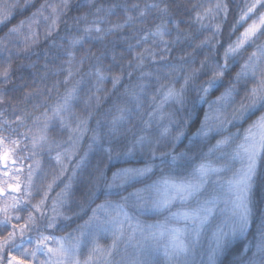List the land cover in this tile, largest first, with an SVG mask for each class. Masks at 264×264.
Returning a JSON list of instances; mask_svg holds the SVG:
<instances>
[{
  "label": "snow or ice",
  "instance_id": "6c2138e0",
  "mask_svg": "<svg viewBox=\"0 0 264 264\" xmlns=\"http://www.w3.org/2000/svg\"><path fill=\"white\" fill-rule=\"evenodd\" d=\"M29 3L30 0H25V6ZM68 4L69 0H60V4L46 2L30 17L10 28L6 36L0 38V51L8 53V61L13 57V50L6 42L10 37L14 38L15 55L19 57L21 53L27 54L38 43L41 19L48 24L45 35L51 36L58 27L60 17ZM258 5L264 6V0H254L249 4L240 22L250 18L249 14L254 13ZM18 6L19 0H10L9 3L0 6V23L10 19ZM132 7L139 9V5ZM150 8L159 9V5H145L143 10H139V17H144ZM48 10L50 14L45 15ZM159 10L165 13L168 11L167 6ZM222 10L226 11V6L217 0L214 5L205 8L203 14L197 13L196 19L200 22L206 16L214 18V12L218 13ZM99 11L100 9H97V12ZM125 11H128L127 7ZM136 19L137 17L129 14L125 24L135 23ZM115 27L123 28L124 25ZM93 30L97 33L102 31L94 24L92 27H85L84 32L90 35ZM165 34L161 26H158L157 31L150 35L163 40ZM262 35H264V13L245 28L236 42L228 46L224 53V64L217 63L211 68L210 78L197 89L198 93H203L200 96L201 100H204L217 82L226 76L229 59L237 55L246 44H254ZM143 39L146 41L149 35H144ZM83 40L84 37H80L72 40L71 43L75 46ZM69 55L73 54L69 52ZM137 56L139 63L142 64L143 55L138 53ZM10 72L9 62L0 71V83L10 82ZM198 72V69H192L190 73L185 74L183 83L179 87L176 86L178 81L161 84L151 96V111L146 113L148 119L145 120L141 116V126H135V130L124 126L130 122L133 114V108L128 106L132 100L135 101L134 107L137 112L141 109L140 96L133 93L131 100L113 105L108 113L111 116L107 123L108 131L105 133L93 130L92 143L88 145L89 152L95 150L101 154V160L93 170L92 187L99 189V186L103 185L106 189L102 193L105 199L92 208L89 218L78 226L76 229L78 235L68 233L65 237L56 238L43 234L38 219L47 218L44 207L49 193L53 185L68 171V164L77 156L79 141L88 131L87 121L91 116L89 114L88 118H77L75 127L70 121L65 120L64 113L70 111L72 102L77 98L76 89L70 90L53 110V117L59 119L61 126L70 132L68 147L57 151L55 156L56 163L60 166L59 172L53 175L51 182L43 191V196L36 204L30 203L32 190L35 188L31 166L26 181L23 182V189L21 182L15 186L11 184L8 186L11 193L20 195L10 193L12 203L0 208V213L3 214L0 227L7 229L10 225L12 229L0 240V264L5 262L6 249V264H28L24 258L31 257L35 260L38 253L46 257L40 264H223L221 257L225 255L233 241L237 238L247 240L255 215L254 189L258 181L264 184V178L258 175V169L264 161V113L249 124L242 134L237 132L218 140L216 144L208 146L207 152L201 148L198 154L189 155L192 149H188L185 153L174 154L175 142L184 135L182 127L187 125L188 120L185 119L181 129L173 135L171 125L174 123V113L168 111V106L184 105L190 83ZM95 75L98 83L107 79L101 68L95 70ZM242 80L245 83V95L239 106L233 110V120L243 119L245 114L258 107L264 108V45H257L256 51L252 52L248 60L241 65V70L236 73L234 82H230L213 103H235L236 86ZM112 82L115 86L120 82V77L114 76ZM249 82H254L250 89L247 88ZM141 91L143 92V87ZM89 99L91 100L92 97ZM100 99L95 97L97 104ZM209 108L212 109V104H209ZM214 111L215 115L212 117L205 113V120L194 134L200 137L202 142L208 139L210 133L219 132L225 124L231 122L221 117L219 108ZM19 119L20 117H17V120ZM97 125L99 129L101 127L99 121ZM9 129L10 125L0 126V141L9 139L3 135ZM47 130L48 125L45 124L40 129V134L31 138L33 149L48 143ZM11 131L16 130L11 129ZM128 132L132 134L131 141L124 144L122 150L117 151L113 146L116 134L120 133L126 139ZM24 139L28 137L24 136ZM12 142L16 143V141ZM167 143L172 144L173 151L159 152V149ZM145 149L151 157L148 163L143 167L119 168L109 179L105 171L107 164L103 163L105 158L111 161L116 158L135 157L137 153H144ZM158 152L164 167L160 168V175L156 176L154 171L156 166L151 161L155 160ZM88 154L85 152L75 160L71 177L57 194L58 199L52 202L53 212H57V209L65 203L71 192L72 180L78 171L87 168ZM169 156L170 160L163 159ZM5 161L6 157L0 155V162ZM12 163L15 165V160ZM153 176L156 178L153 179ZM4 194L5 189L0 187V196ZM92 195L95 196V191ZM112 196H117L118 199L113 200ZM23 211L28 212V217L24 226L18 230L20 238L17 242V225L12 224L11 221L13 219L19 221L21 216L18 213ZM12 212L17 214L13 216ZM148 212L155 213L162 219L152 223L142 220L141 217ZM59 214L57 212V215ZM48 219L45 229L56 227L55 217ZM32 232L36 233L35 237L26 235ZM101 236L111 238L108 247L98 243ZM50 241L57 246L49 247ZM89 243L92 244L89 255L86 260L81 261L82 248ZM25 244H34L35 247L30 251L24 247ZM13 248L19 252V256L12 255ZM249 252L251 255H247ZM233 264H264V214L261 215L260 222L256 226L255 243H245L238 260Z\"/></svg>",
  "mask_w": 264,
  "mask_h": 264
},
{
  "label": "trees",
  "instance_id": "16d2710c",
  "mask_svg": "<svg viewBox=\"0 0 264 264\" xmlns=\"http://www.w3.org/2000/svg\"><path fill=\"white\" fill-rule=\"evenodd\" d=\"M9 2L10 0H0V6ZM46 2L60 4V0H30L28 6H25V0H19V6L11 14V18L0 23V38H4L10 28L30 17ZM220 2L226 6V11L214 12V18L206 16L198 22L197 13L203 14L204 9L217 3V0H69L68 7L51 36L45 35L48 24L41 19L38 43L27 54L21 53L17 57L16 48L13 46L14 38L10 37L6 41L8 47L13 50V57L8 61V53L0 51V71L7 66V63H11L10 82L0 83V126L10 125L9 131L3 133L9 137L4 140L3 146L9 153L11 162L15 160L16 169L22 178L28 175L29 166L36 164L32 176L35 188L32 190L31 204L40 201L47 184L51 182L53 175L59 172L60 166L55 160L57 151L68 147L70 132L61 126L59 119L53 117V110L68 92L75 88L77 98L72 102L70 111L64 113L65 120L70 121L75 127L77 118L85 119L91 114L87 121L88 131L83 134L82 142H79L77 156L68 164V171L53 185L49 193L44 207L47 209V215L49 202L52 206L53 200L57 199V194L71 177L75 160L85 152L89 153L88 166L78 171L73 178L70 194L63 206L57 209L60 214L57 215V212H54L53 216L51 214L50 218L55 217L56 227L45 229L47 218L38 219L43 234L60 238L67 236L68 233L78 235L76 232L78 226L84 224L92 214V208L105 199L102 193L106 189L103 185H100L99 189L92 187L93 170L101 160V154L95 150L89 152L88 145L92 143L93 130L105 133L108 131L107 123L111 119L108 113L113 105L131 100L133 93L140 96L142 107L137 112L134 107L135 101L132 100L128 106L133 108V114L130 122L124 127L135 130V126H141V116L145 120L148 119L146 113L151 111V96L161 84L178 81L176 86L179 87L183 83L185 74L190 73L192 69L199 70L196 78L190 83L184 105L168 106V111L174 113V123L171 125L173 135L181 129L184 120H188L187 125L182 127L184 135L175 142L174 154L188 152V149H192L189 155L198 154L201 148L207 152L208 146L216 144L218 140L237 132L242 134L249 124L264 113V108L258 107L245 114L243 119H232L234 108L239 106L245 95L243 80L236 86L235 103H213L229 83L234 82L236 73L241 70V65L248 60L252 52L256 51L257 45H264V35L254 44H246L237 55L229 59L226 76L217 82L204 100L200 99L203 93L197 92V89L210 78L211 68L217 63L224 64V53L228 46L240 37L253 20H257L259 15L264 13V6L258 5L254 13L249 14L250 18L240 22L242 14L254 0H220ZM150 4H158L159 9L167 6L168 11L165 13L157 8H150L144 17H139V10ZM133 5H139V9L133 8ZM125 7L128 9L127 12ZM97 9L100 11L97 12ZM49 14L50 10L45 12V15ZM129 14L137 17L135 23L125 24ZM94 24L102 31L97 33L93 30L90 35L85 34V27H92ZM121 24L124 25L123 28L115 27ZM158 26L166 32L163 40L150 35L157 31ZM217 26H219L218 30ZM144 35H149V39L145 41ZM80 37H84L83 42L73 46L71 41ZM69 52L73 55L70 56ZM138 53L143 55L142 64L139 63ZM97 68L103 69L107 77L102 83L97 81L95 75ZM114 76L120 77V82L115 86L112 82ZM253 84L254 82H249L247 88L250 89ZM95 97L101 98L99 104ZM209 104H212V109L209 108ZM221 104H223L222 108ZM218 108L221 117L231 122L225 124L219 132L210 133L208 139L202 142L201 138L194 134L205 120V113L212 117L215 115L214 110ZM17 117L20 119L17 120ZM98 121L101 126L99 129ZM45 124L48 125L46 133L48 143L33 149L31 138L38 136ZM11 129L16 131L12 132ZM24 136L28 139H24ZM131 139V132L127 133L126 139L117 133L113 146L120 151ZM172 151L171 143L159 149V152ZM159 152L155 160L151 161L156 166L154 168L156 176L160 175V168L164 167ZM113 155L115 156V152ZM163 159L170 160V156ZM150 160L151 157L145 149L144 153H137L135 157L116 158L111 161L105 158L103 163L107 164L105 171L110 179L112 173L119 168L143 167ZM258 175L264 178V161L258 169ZM155 178L153 176V179ZM93 191L95 196L92 195ZM111 199L116 200L118 197L112 196ZM254 201L255 215L247 240L244 238L234 240L225 255L221 257L223 264H233L238 260L245 243H255L256 226L260 222L261 215L264 214V184L259 181L254 189ZM16 214L11 213L13 216ZM18 214L21 219L12 220L11 223L20 226L21 223L26 222L28 212L23 211ZM34 215L38 216L36 213ZM141 219L152 223L162 217L148 212ZM9 231L11 230L1 227L0 234L7 236ZM32 234L36 233L32 232ZM98 243L108 247L111 241L108 237L101 236ZM91 247L92 244L89 243L82 248L80 257L83 260L87 259L85 257ZM25 259L30 263L28 258Z\"/></svg>",
  "mask_w": 264,
  "mask_h": 264
},
{
  "label": "rangeland",
  "instance_id": "374dc122",
  "mask_svg": "<svg viewBox=\"0 0 264 264\" xmlns=\"http://www.w3.org/2000/svg\"><path fill=\"white\" fill-rule=\"evenodd\" d=\"M82 139H83V137H82ZM82 139L79 142H82ZM2 147L3 146L0 144V153L4 155L3 152L6 150V148L2 149ZM5 163L7 165L6 168H5ZM9 166L10 165H9V162H8V159H7V156H6V161L5 162H0V187H3L5 189V194L3 196H0V208L4 207L5 204H11L12 203V201L10 199V196H9V194L11 192H9V187L8 186L10 184L15 186L18 182H21V188L23 189V187H24V183L23 182H25L26 177H27V175H26L25 178H22L21 175H20V172H18L17 170H16V172H13ZM35 166H36V164H34L32 166V176L34 174V170L36 169ZM238 166L239 165H237V167ZM11 195L19 196V193L18 194L17 193H11ZM57 199H58V197H57ZM44 211L46 212V215H47V209L44 208ZM51 214L53 216L54 212H53L52 206H51V204L49 202V212H48V215H47V221L48 222H49L48 218H50ZM13 220H15V219H13ZM24 224H25V222L21 223L19 228L24 226ZM26 235H32V234L31 233H26ZM108 239L111 241L110 237H108ZM48 243H49V247H56L57 246L54 242L50 241ZM34 247H35L34 244H31L29 246H25V248H28L30 251L32 249H34ZM88 255L89 254H87V257H88ZM87 257H85V258H87ZM27 258H29L31 260V264H40V262H42V261H44L46 259L45 256H43V255H41L39 253L37 254V258L35 260H33L31 257H27ZM80 259H81V261H84L81 257H80Z\"/></svg>",
  "mask_w": 264,
  "mask_h": 264
},
{
  "label": "flooded vegetation",
  "instance_id": "af4514ba",
  "mask_svg": "<svg viewBox=\"0 0 264 264\" xmlns=\"http://www.w3.org/2000/svg\"><path fill=\"white\" fill-rule=\"evenodd\" d=\"M4 156V155H3ZM11 168V167H10ZM9 192H11V190L9 189ZM1 219V218H0Z\"/></svg>",
  "mask_w": 264,
  "mask_h": 264
}]
</instances>
